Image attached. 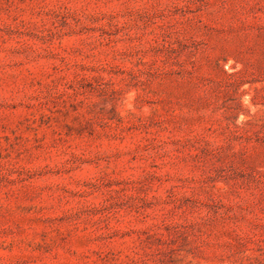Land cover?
Wrapping results in <instances>:
<instances>
[{
	"label": "rangeland",
	"instance_id": "1",
	"mask_svg": "<svg viewBox=\"0 0 264 264\" xmlns=\"http://www.w3.org/2000/svg\"><path fill=\"white\" fill-rule=\"evenodd\" d=\"M0 264H264V0H0Z\"/></svg>",
	"mask_w": 264,
	"mask_h": 264
}]
</instances>
